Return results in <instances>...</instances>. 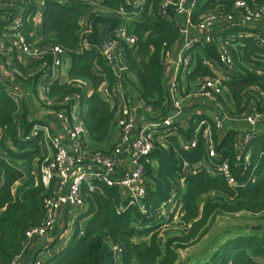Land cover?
Wrapping results in <instances>:
<instances>
[{
    "label": "trees",
    "instance_id": "16d2710c",
    "mask_svg": "<svg viewBox=\"0 0 264 264\" xmlns=\"http://www.w3.org/2000/svg\"><path fill=\"white\" fill-rule=\"evenodd\" d=\"M121 1L44 0L38 28L33 21L39 13L38 4L25 0V6L18 7L20 11L24 9L19 30L25 39L35 45L60 44L71 60L68 78L49 83L48 98L60 99L80 91L87 106L83 115L87 142L91 148L105 151L113 146L102 148L99 144L109 139L115 128L114 111L98 94V87L103 82L113 85L115 76L100 47L82 54L76 52V47L84 21L92 24L91 38L99 45L102 26L107 25L109 33L119 23L113 14L104 15V7H114ZM160 1L150 0L149 4H153L156 11ZM206 1L202 13L210 9L218 16H224L231 12L236 0ZM251 7L262 13L255 29L256 36H237L222 42L233 57L235 75L223 81L225 91L219 100L226 113L238 120L252 113L253 108L257 112L264 111V0H252ZM16 13V7L1 9L0 17L5 16L8 22ZM197 20L195 17L194 22ZM3 32L11 34L9 30ZM133 34L137 38L135 46L120 42L131 72V75H124L125 82L157 115H162L169 110L162 51L179 39L178 29L159 18L136 23ZM217 44L216 40L199 45L194 54V69L186 76L188 88L192 83L198 86L212 75L203 57L216 58ZM38 64L39 61H34L25 65L18 60L14 64L17 81L34 92H37L40 75H26ZM81 82L92 83L93 93L89 97L79 89ZM4 87L0 82V264H10L21 254L26 232L43 223V201L52 189L44 186L39 172L41 153L46 150L42 134L25 138L39 123V118L30 116L25 97L18 105L7 96ZM43 109L55 111L60 108L44 105ZM42 119L48 123L47 116ZM201 119L210 120L206 113L197 114L190 120L188 129L177 124L172 131L175 133H164L162 140L155 139V148L143 161L149 180V194L144 200L146 213L137 205L119 210L124 201L115 188L104 186L100 191L83 188L86 208L79 216L75 233L66 247L55 250L52 257L42 260V264H114L111 245L121 248L120 264H178L179 251L207 235L217 215L237 213L255 217L263 228L252 230L249 226L247 232L242 230L230 235L201 264H264V131L255 134L247 154L239 156L236 144L240 142V129L228 127L224 138L219 140L213 123L209 122L217 162H227L237 184L232 186L223 174L210 171V144L202 133L196 147L186 150L182 146L193 139ZM8 141L17 145L19 151L6 150ZM35 157L39 164L36 173ZM17 160L25 162L27 170L15 166L13 162ZM243 183L246 185L242 186ZM172 194L175 195V211L172 212L173 206L168 205L167 213L163 215L160 206ZM79 220L84 221V225H79ZM80 228L84 232L81 235Z\"/></svg>",
    "mask_w": 264,
    "mask_h": 264
},
{
    "label": "built area",
    "instance_id": "2783aa9c",
    "mask_svg": "<svg viewBox=\"0 0 264 264\" xmlns=\"http://www.w3.org/2000/svg\"><path fill=\"white\" fill-rule=\"evenodd\" d=\"M33 1L38 4L39 13L33 19L38 28L40 25L38 26L37 17L40 15L44 0ZM74 1L102 2L103 0ZM149 1L122 0L114 7H104V15L113 14L119 20V23L110 29L109 33L106 31L108 48H105L100 41L99 45L93 42L91 38L93 27L89 21H84L79 31L76 52L82 54L100 47L104 60L110 65L115 76L113 85L103 82L98 87V94L110 104L114 111V123L118 129V140L112 149L105 151L93 149L87 142V129L83 120L87 106L80 91L62 96L60 99H50L47 96L49 83L54 80H64L68 74L66 73L67 58H69L67 50L60 44L35 45L29 43L19 30L24 17V9L20 11L18 7L25 6V0H0V10L17 8V13L8 22L5 16L0 17V82L5 86L7 96L18 105L25 97V88L17 81V72L14 69L15 60L25 65L39 61L35 68L28 70L26 76L32 77L39 73L38 82L40 81L41 84L37 90L43 94V102L45 105H55L60 108L55 111L43 109L45 112L43 116L52 117L56 121V128H53V123L50 122L37 123L33 126L31 133L25 135L26 139H30L42 134L46 152L42 154L43 159L39 172L42 183L45 187L51 188L52 193L43 201L45 210L43 223L26 232L23 250L10 264H18L23 251L28 246L33 245L35 248L43 249L56 239L59 240L64 234L73 236L77 224L69 222V214L71 211L82 213L85 210L86 205L82 197L83 188L89 191H100L104 186L115 188L120 192L124 201L119 210L137 205L142 212L146 213L144 200L149 194V180L143 161L155 148L156 138L162 140L164 133H175L172 131L176 129L177 124L184 126L183 93H186L185 97L188 99L194 91L199 97L213 103L216 111H212L209 115L206 114L210 120L201 119L199 121L193 139L190 143H183L182 146L186 150L196 147L198 134L202 131L210 144L208 162L210 171L223 174L230 185H237L227 162H217L218 155L214 148L209 122L213 123L217 137L222 140L228 128L225 118L233 122L244 119L251 127L244 131H242L243 128H238L240 129V142L236 144V151L239 156L247 154L255 134L259 132L253 129L258 126L259 121L264 120V111L257 112L253 108L252 113L240 120L232 119L226 113L219 96L225 91L223 81L233 77L235 72L233 57L228 52L227 45L222 42L232 38L236 39L237 36L245 38L256 36L255 29L259 25L258 20L261 19L262 13L252 9V0H236L231 12L224 16H218L210 9L202 13L206 0H162L156 11ZM195 17L198 19L197 22H194ZM159 18L169 21L178 29L180 35L179 39L171 46L163 48L162 51L169 100V110L162 115H157L152 107L147 106L139 96L135 98L131 86L125 82L124 75L131 72L120 49V42L130 46L137 44L136 35L133 34L136 23L146 20L154 21ZM4 30H9L11 34L4 33ZM216 40L218 41L217 57H203L204 64L212 75L198 86L192 83L188 88L186 76L194 69V54L199 45ZM258 73L262 74V71ZM87 84L88 82H81L78 85L79 89L85 92V97L93 93ZM228 126L231 127V124L229 123ZM245 185L242 184V186ZM174 199L175 195L172 194L167 201L161 204V214L167 213L168 205H175ZM83 233V229L80 228V235ZM44 241L45 245H43ZM111 247L115 255L114 264H120L118 260L121 248L118 245H111ZM35 264H42V260L35 259Z\"/></svg>",
    "mask_w": 264,
    "mask_h": 264
},
{
    "label": "rangeland",
    "instance_id": "374dc122",
    "mask_svg": "<svg viewBox=\"0 0 264 264\" xmlns=\"http://www.w3.org/2000/svg\"><path fill=\"white\" fill-rule=\"evenodd\" d=\"M40 81L36 84V87H40ZM27 93V90H25V95ZM41 95V94H40ZM186 93H183L182 98V113H183V119H184V129H188L190 125V120L193 116L199 115L201 113L198 112V107L208 105L209 107V101L207 99L199 97L194 91L191 92V97L186 98ZM42 98V95H41ZM213 107V106H212ZM212 111H216V109H213ZM191 118V119H190ZM227 127L228 124H231V127L235 128H243L242 131L245 129L250 128L247 124V122L243 119L240 120V122H233L229 118H225ZM259 130L264 131V120L259 121V124L257 127H254L253 131ZM202 133V131H200ZM199 133V134H200ZM198 134V135H199ZM111 143V142H110ZM108 144L106 146H111L112 144H115L116 142H113L111 144ZM99 147H104L103 144H100ZM175 205H173V209L171 208L172 212L175 211ZM76 214V220L78 221L80 212H75ZM166 216V215H165ZM80 224L84 221L79 220ZM253 225H261L260 222L257 221V219L247 213H237L234 215H217L215 219L213 220L210 229L198 243L194 244L193 246H190L186 249H182L179 251V259L178 264H201L205 259L210 257V254H212L219 245L224 242L230 235H234L235 233L239 231H248L249 226Z\"/></svg>",
    "mask_w": 264,
    "mask_h": 264
},
{
    "label": "crops",
    "instance_id": "0c3cea01",
    "mask_svg": "<svg viewBox=\"0 0 264 264\" xmlns=\"http://www.w3.org/2000/svg\"><path fill=\"white\" fill-rule=\"evenodd\" d=\"M41 15H39L37 17V23H38V26L41 25V19H40ZM70 65H71V60L70 58H67V66H66V73H69V69H70ZM68 76V74H67ZM67 76L64 77V79L67 78ZM87 87L92 91L93 90V85L91 82H88L87 84ZM27 90V89H25ZM134 92V96L135 98L138 97L137 93L135 91ZM42 95V98H41V95ZM25 100L26 102L28 103L29 105V110H30V116L32 118H39V123L40 124H43L45 123L46 120L42 119L43 118V115H45V112L43 110V106L45 105V103L43 102V94L42 93H39L38 90L37 92H34L32 89L31 90H27V93L25 95ZM209 104L211 107H209L208 105H204V106H201V107H198V112L199 113H206V114H211L212 113V110L214 109L212 106L213 103H211L209 101ZM53 123V128H56V121L52 118V117H48V123ZM240 122V121H239ZM46 124V123H45ZM118 140V129L115 127L113 129V131L111 132V135L109 137V139L105 140L104 142H102L101 144H103L104 147L102 148H109V146H106L108 145L110 142L113 143V142H116ZM110 143V144H111ZM100 145V144H99ZM114 144H112L111 146H113ZM5 149L8 150V151H15V152H18L19 151V148L17 145L13 144L12 142L8 141L5 143ZM28 150H32V149H28ZM1 149H0V153H1ZM46 150H44V152L41 153V155L43 153H45ZM4 156L7 155V153L5 151H3L2 153ZM13 164L15 166H20L22 169L24 170H27V165L25 162L21 161V160H17L15 162H13ZM38 159L35 157L34 161H33V167L35 168V173L37 172V169H38ZM69 222L71 223H75L77 224V220H76V214L71 211L70 214H69ZM72 238V235L69 236L68 234H64L62 235L59 240L55 243H51L47 246V248H38V247H34L33 245L31 246H28L22 253L20 259H19V263L18 264H32L33 262V259H40V260H45L49 257H52L53 255V252L55 250H60L64 247H66L69 243V241L71 240ZM46 242L44 241L43 242V245H45Z\"/></svg>",
    "mask_w": 264,
    "mask_h": 264
},
{
    "label": "water",
    "instance_id": "95a60500",
    "mask_svg": "<svg viewBox=\"0 0 264 264\" xmlns=\"http://www.w3.org/2000/svg\"><path fill=\"white\" fill-rule=\"evenodd\" d=\"M108 29V26L107 25H104L102 26L101 28V35H100V38H99V41L100 43L105 47V48H108L109 45L106 41V31ZM115 60V59H114ZM172 114H174V112H172ZM263 228V225H253L251 226V229L252 230H261Z\"/></svg>",
    "mask_w": 264,
    "mask_h": 264
}]
</instances>
